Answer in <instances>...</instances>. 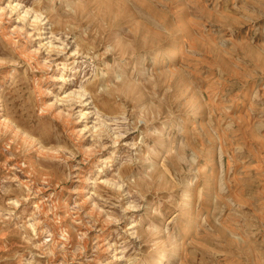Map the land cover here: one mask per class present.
Segmentation results:
<instances>
[{"label": "rangeland", "instance_id": "obj_1", "mask_svg": "<svg viewBox=\"0 0 264 264\" xmlns=\"http://www.w3.org/2000/svg\"><path fill=\"white\" fill-rule=\"evenodd\" d=\"M163 247L264 264V0H0V264Z\"/></svg>", "mask_w": 264, "mask_h": 264}, {"label": "bare ground", "instance_id": "obj_2", "mask_svg": "<svg viewBox=\"0 0 264 264\" xmlns=\"http://www.w3.org/2000/svg\"><path fill=\"white\" fill-rule=\"evenodd\" d=\"M41 30V29H40ZM13 34V33H12ZM154 54V53H153ZM33 57V56H32ZM69 67H70V65L68 64V65H65L64 66V70H66V73L68 72V70H69ZM239 110V109H238ZM166 126V125H165ZM163 134V130L161 131V133H160V136L162 137V138H164V135H162ZM166 152H169V149L168 148H166ZM194 152V151H193ZM152 154H157L156 156H164V154L162 153V152H160V151H154ZM163 154V155H162ZM117 157V154H116V156H115V158ZM110 163H112V161L110 162ZM110 163H106L104 166V168H102L101 170H100V172H103V171H105V169H107L108 168V166L110 165ZM105 173V172H104ZM171 174V173H170ZM100 176H101V174L99 175V178H100ZM98 180V179H97ZM82 190H84L83 191V193H82V196L84 197V196H86V195H88V194H90L91 193V190H90V183L88 182L86 185H85V188L84 189H82ZM187 197V192H185V195H184V198H186ZM118 221V220H117ZM194 221H195V218L193 219V223H192V225H191V229L193 228V226H194ZM33 227V226H32ZM190 229V230H191ZM115 232V231H114ZM175 250V253L177 252V248H175L174 249ZM167 254H168V249L166 248V247H163L161 250H160V252L156 255V257H155V260L154 261H156V262H154V263H151V261H146V264H164L165 263V260H166V257H167ZM116 260H119V258L118 257H116Z\"/></svg>", "mask_w": 264, "mask_h": 264}]
</instances>
